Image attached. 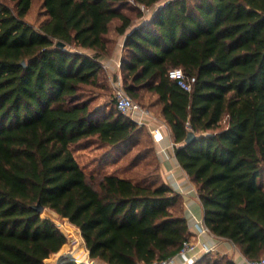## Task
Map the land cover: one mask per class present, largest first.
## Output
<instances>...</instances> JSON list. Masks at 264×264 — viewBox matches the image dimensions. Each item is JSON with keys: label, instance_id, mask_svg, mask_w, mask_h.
<instances>
[{"label": "trees", "instance_id": "obj_1", "mask_svg": "<svg viewBox=\"0 0 264 264\" xmlns=\"http://www.w3.org/2000/svg\"><path fill=\"white\" fill-rule=\"evenodd\" d=\"M34 1L0 0V264H45L65 245L39 203L105 264L164 261L191 236L156 146V163L139 153L126 167L144 160L139 177L89 176L75 156L92 140L126 153L146 127L86 95L118 37L124 88L161 107L205 225L264 258V0H41L39 26L26 20ZM142 8L153 12L135 24ZM175 68L196 78L192 91L169 77ZM194 264L236 263L206 253Z\"/></svg>", "mask_w": 264, "mask_h": 264}, {"label": "rangeland", "instance_id": "obj_2", "mask_svg": "<svg viewBox=\"0 0 264 264\" xmlns=\"http://www.w3.org/2000/svg\"><path fill=\"white\" fill-rule=\"evenodd\" d=\"M128 1H130L131 4L133 3V0ZM165 2L166 0L161 2L160 5L164 4ZM141 10L143 11L144 16L136 19L135 24L139 23L142 20L150 18V15L153 12L152 10L145 8H142ZM131 15L135 16L136 11H133ZM46 18L47 16L43 6V2L41 0H35L32 3V7L26 17V20L31 24L39 26ZM117 39L118 40L116 44L114 45V47H112V52L110 55L115 54V48L121 47V38L118 37ZM122 48L124 49V47ZM108 70L104 67L103 73L100 75V82L98 85L86 88V95L88 97L95 96L93 106L103 105L106 102H109L111 105L116 106V98L114 94V88L111 85V80L119 76L123 82V76L121 71L120 75H117L112 72H108ZM129 97L135 103L140 104L143 108H146L148 110V107L145 106L148 105V102L150 101L149 98H151V96H145L146 99H143L142 101L136 100L130 95ZM149 133L150 132L148 131L147 127H144V130L139 139V144H137L138 146L136 145L134 147L125 149L128 150L126 151L127 154L124 150L114 151L110 147L104 146L102 143L96 140H92V142H90L83 148L75 147V156L89 176H99L100 174L105 173H118L121 176L139 177L138 174L143 175V173L146 172V170L144 171V160H140L138 167L134 168V170L126 171V167L129 166L130 162L139 153H142L144 155L147 154L149 156L148 160H150V162L156 163L154 160L155 153L150 152L152 150V147L156 145H154V143L152 142ZM105 154H112V156L110 159L105 160ZM151 169L152 167L147 168V170ZM42 216L54 222L67 239L62 249L58 253L52 255L48 260H46L45 264H61L63 261H74L77 264H105L102 261L93 260L90 258L89 251L87 250L85 241L78 227L74 226L67 219L59 216L56 212L50 209H45ZM73 253L78 254L79 256H77V258H79L83 263L77 262L76 258L74 259V257L72 258ZM212 255L215 256V254Z\"/></svg>", "mask_w": 264, "mask_h": 264}, {"label": "crops", "instance_id": "obj_3", "mask_svg": "<svg viewBox=\"0 0 264 264\" xmlns=\"http://www.w3.org/2000/svg\"><path fill=\"white\" fill-rule=\"evenodd\" d=\"M160 4L157 5L159 7ZM155 9H157L155 7ZM121 47L115 48V54L104 57L101 59L105 69H109L108 72L120 75L121 59L124 52L123 42L124 37H120ZM119 76H117L118 78ZM148 110L152 116V123L146 126L150 132V127L160 126L165 140L161 144H156L157 152L160 157L162 165V175L165 181L181 196V202L184 214L189 222L191 236L189 239L192 242L197 243L196 252L188 253L186 256H180L179 260L184 262L190 258L194 262L204 255L202 250L204 246L212 248V254H220L221 256H227L236 264H247V258L243 255L239 247H237L232 241L220 238L210 233L199 234L198 222H204V207L197 193L196 186L189 178L185 170L181 167L175 152V142L172 137V131L169 125H167L163 119L161 113V107L158 103L152 104ZM151 135V133H150ZM152 137V136H151ZM153 139V138H152ZM174 144V146L172 145Z\"/></svg>", "mask_w": 264, "mask_h": 264}, {"label": "built area", "instance_id": "obj_4", "mask_svg": "<svg viewBox=\"0 0 264 264\" xmlns=\"http://www.w3.org/2000/svg\"><path fill=\"white\" fill-rule=\"evenodd\" d=\"M106 68V66H104ZM169 77L177 81L178 85L184 90L190 92L196 82L195 77H189L185 74L182 68H175L170 70ZM111 85L114 88V94L116 98L118 110L127 117L135 120L142 126H149L152 123V116L150 111L143 108L140 104L135 103L127 94L122 79L120 77L113 78L111 80ZM150 127V133L153 141L156 144H161L165 140V135L160 126ZM174 146V144H172ZM199 234L210 233V230L205 225L204 222H198ZM197 243L192 242L190 239L184 241L180 252L169 259L164 261H155L151 264H194V261L190 258L186 259L184 262L179 260L180 256H186L188 253L196 252ZM204 254L211 253L212 248L204 246L202 249ZM247 264H264V258L259 260H246Z\"/></svg>", "mask_w": 264, "mask_h": 264}, {"label": "water", "instance_id": "obj_5", "mask_svg": "<svg viewBox=\"0 0 264 264\" xmlns=\"http://www.w3.org/2000/svg\"><path fill=\"white\" fill-rule=\"evenodd\" d=\"M58 46L60 47H64L65 44L62 42L58 43ZM197 136L195 135V133L190 132L186 138V143L190 144L192 143L194 140H196ZM39 213H43L45 211V208L39 203L37 206L34 207Z\"/></svg>", "mask_w": 264, "mask_h": 264}, {"label": "bare ground", "instance_id": "obj_6", "mask_svg": "<svg viewBox=\"0 0 264 264\" xmlns=\"http://www.w3.org/2000/svg\"><path fill=\"white\" fill-rule=\"evenodd\" d=\"M77 256H79V255L76 254V253H73V254H72V258L74 257V259L76 258V261H77V262H79V263H83L79 258H77ZM77 259H79V260H77Z\"/></svg>", "mask_w": 264, "mask_h": 264}]
</instances>
